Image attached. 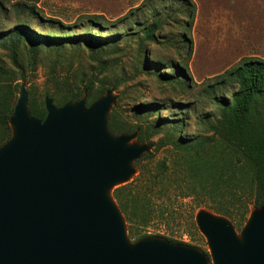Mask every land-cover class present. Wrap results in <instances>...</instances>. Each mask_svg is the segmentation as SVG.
Instances as JSON below:
<instances>
[{"label":"water","instance_id":"1","mask_svg":"<svg viewBox=\"0 0 264 264\" xmlns=\"http://www.w3.org/2000/svg\"><path fill=\"white\" fill-rule=\"evenodd\" d=\"M114 101L110 89L88 106L82 97L57 107L46 96L40 120L20 86L11 136L0 146V264H208L184 243L129 240L111 191L151 145L129 144L136 132L110 131ZM195 222L213 264H264V207L250 211L240 236L208 210H198Z\"/></svg>","mask_w":264,"mask_h":264},{"label":"trees","instance_id":"2","mask_svg":"<svg viewBox=\"0 0 264 264\" xmlns=\"http://www.w3.org/2000/svg\"><path fill=\"white\" fill-rule=\"evenodd\" d=\"M177 1L185 9L188 17L185 25L190 27L194 5L190 0ZM16 3L9 6L5 0H0V16L8 15L10 7ZM160 28L159 21H149L140 31L146 41L155 43ZM106 39L108 37L92 33L88 28L81 33L71 31L60 36L35 32L26 22L0 27V49L5 50L0 53V146L11 136L9 118L18 98L20 80L29 81L28 73L40 64L41 50L48 51L44 97H50L57 107L84 97L88 106L108 90L103 76L111 66L109 59L104 57L102 45ZM80 42L88 50L86 66L77 60ZM67 43L75 45L73 54L62 51ZM186 43L189 54L191 41L186 39ZM144 53L148 60V51ZM150 61L147 64H151ZM173 68L175 72L159 75L162 81L179 84L191 80L184 64L175 62ZM119 83L117 80L112 86L117 88ZM224 90H229L230 96L226 97ZM27 92L30 114L43 120L47 112L44 100L37 97L34 84ZM201 93L219 108V113L210 119L207 115L200 119L207 124L209 134L192 137L181 133L187 122L180 118L175 119L160 138L153 140L160 133L157 124L147 121L129 124L122 119L123 108L119 101L111 106L107 122L112 133L137 132L139 142L151 145L148 152L133 162L136 169L133 178L111 191L125 218L128 238L135 237L134 241L140 228L152 221H164L171 215L169 207L173 202L170 196L177 199L192 197L193 200L201 196H230L231 208L213 206L208 210L228 218L233 226H244L252 209L264 207V58L242 57L203 83ZM167 146L174 151L173 170L178 171V175L172 174L165 159L155 167L150 166L154 152ZM192 206L184 219L191 231L198 234Z\"/></svg>","mask_w":264,"mask_h":264},{"label":"rangeland","instance_id":"3","mask_svg":"<svg viewBox=\"0 0 264 264\" xmlns=\"http://www.w3.org/2000/svg\"><path fill=\"white\" fill-rule=\"evenodd\" d=\"M10 7L8 15L0 16V27L8 28L16 22H26L35 32L58 35L75 31L81 33L88 28L92 33L108 37L104 46V57L109 59L110 68L105 72L104 82L111 90L118 104L123 108L122 119L129 124L152 122L157 124L160 138L174 123L184 118L187 122L181 133L187 137L209 134L201 117H216L219 108L201 93L203 83L236 64L242 57L264 58V0H190L194 5L191 26L185 9L177 0H5ZM20 3L19 5H17ZM33 9H31V6ZM159 21L157 42L143 38L141 26L146 22ZM92 25V26H90ZM186 39L191 41V52L187 54ZM71 40H67L69 42ZM75 45L67 43L62 49L65 54H73ZM77 60L86 66L88 50L80 42ZM145 50L148 51L146 59ZM5 50L0 49L2 54ZM48 51L41 50L40 64L28 73V82L20 80L19 88L34 84L37 97L44 100L46 57ZM151 60V64H147ZM152 60L154 64H152ZM148 61V62H147ZM180 62L187 68L191 80L167 83L160 74L173 73V64ZM118 80L119 85L112 84ZM123 80V81H122ZM226 97L229 90H224ZM28 94V92H27ZM19 95V93H18ZM137 133V132H136ZM132 134V133H130ZM131 137L129 144L137 143ZM165 159L173 170L174 151L170 146L154 152L150 166ZM123 182H129L136 173ZM173 175H178L175 169ZM173 205L171 215L164 221H152L137 231L136 240L142 235H155L169 238L193 246L202 252L213 264L211 250L204 236L192 232L184 217L192 206L195 215L198 210H208L213 206H228L230 196H209L177 199L170 196ZM198 201L200 203H198ZM191 205H190V204ZM189 204V206H185ZM198 204V205H197ZM209 211V210H208ZM254 209L251 210L253 212ZM180 216L179 219L177 217ZM171 217V218H170ZM235 232L241 235L243 225L234 224ZM126 234L128 235L127 226ZM138 238V239H137ZM135 237L129 238L134 241Z\"/></svg>","mask_w":264,"mask_h":264}]
</instances>
